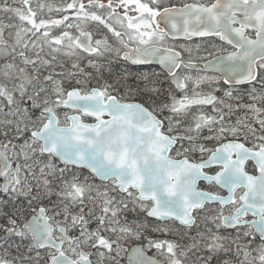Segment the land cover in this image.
<instances>
[{"label":"snow or ice","instance_id":"obj_1","mask_svg":"<svg viewBox=\"0 0 264 264\" xmlns=\"http://www.w3.org/2000/svg\"><path fill=\"white\" fill-rule=\"evenodd\" d=\"M0 264H264V0H0Z\"/></svg>","mask_w":264,"mask_h":264}]
</instances>
